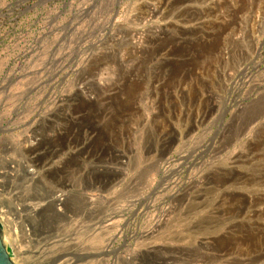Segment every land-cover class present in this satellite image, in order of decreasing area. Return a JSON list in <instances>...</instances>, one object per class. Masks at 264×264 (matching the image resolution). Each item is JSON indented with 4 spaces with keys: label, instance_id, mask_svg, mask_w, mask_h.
<instances>
[{
    "label": "rangeland",
    "instance_id": "rangeland-1",
    "mask_svg": "<svg viewBox=\"0 0 264 264\" xmlns=\"http://www.w3.org/2000/svg\"><path fill=\"white\" fill-rule=\"evenodd\" d=\"M0 206L15 264H264V0H0Z\"/></svg>",
    "mask_w": 264,
    "mask_h": 264
},
{
    "label": "water",
    "instance_id": "water-1",
    "mask_svg": "<svg viewBox=\"0 0 264 264\" xmlns=\"http://www.w3.org/2000/svg\"><path fill=\"white\" fill-rule=\"evenodd\" d=\"M0 264H15L9 250L4 244V235L1 225H0Z\"/></svg>",
    "mask_w": 264,
    "mask_h": 264
},
{
    "label": "bare ground",
    "instance_id": "bare-ground-1",
    "mask_svg": "<svg viewBox=\"0 0 264 264\" xmlns=\"http://www.w3.org/2000/svg\"><path fill=\"white\" fill-rule=\"evenodd\" d=\"M32 204H33L34 206H36V207H37V205H38V203H35V202H33ZM2 205H3V203H2ZM0 207H1V206H0ZM5 208H6L7 210H9V211H8L9 213L12 212L11 209L8 208V207H6V206H5V207H1V209H5Z\"/></svg>",
    "mask_w": 264,
    "mask_h": 264
}]
</instances>
